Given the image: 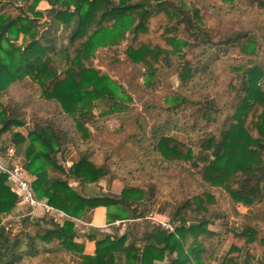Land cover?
<instances>
[{"label": "trees", "instance_id": "1", "mask_svg": "<svg viewBox=\"0 0 264 264\" xmlns=\"http://www.w3.org/2000/svg\"><path fill=\"white\" fill-rule=\"evenodd\" d=\"M17 1L0 12V154L12 146L36 199L69 219L26 218L21 224L37 227L33 234L6 231L2 219L18 200L0 173V264L46 255L76 264H204L214 254L207 238L216 217L234 222L220 264H264V0H220L237 25L219 32L218 24L214 34L202 0ZM194 45L211 47L214 56L185 60L184 49ZM108 52L106 73L99 67ZM119 64L134 75L114 77ZM171 67L178 81L172 96L161 104L137 97L136 112L128 104L135 88L144 85L153 96L157 73ZM126 111L136 112V133L106 126L103 118ZM28 122L25 136L16 131ZM104 134L123 138L110 146ZM70 149L76 159L64 169L58 159ZM110 173L120 178L116 197H83L68 183L97 185ZM159 199L172 205L171 232L149 224L140 237L130 227L99 239L88 234L94 253L82 255L70 219L99 207L114 210L107 224L144 219Z\"/></svg>", "mask_w": 264, "mask_h": 264}, {"label": "rangeland", "instance_id": "2", "mask_svg": "<svg viewBox=\"0 0 264 264\" xmlns=\"http://www.w3.org/2000/svg\"><path fill=\"white\" fill-rule=\"evenodd\" d=\"M190 1L196 3V0H190ZM202 2H204L209 7V10L206 13V17H204V20L207 22V26H210V28L209 29L207 28V29L212 34L217 32L216 30H213V27L215 28V26L218 24H220L219 32L227 31L228 29L234 28L237 25V24H233V22H235L233 20L234 15L232 14L233 12H230V13L228 12L229 6L222 4L220 0H202ZM197 3L200 6L199 2ZM21 4L22 2L20 1L18 2L17 0H15V5H16L15 7H19ZM38 8L42 10L46 9L47 5L44 2H41L38 5ZM179 37H181L184 40H188L187 36L183 33V31L179 33ZM253 38L259 41V37L257 36V33L253 34ZM191 43L192 42L189 41V45ZM262 47L264 48V42H262ZM124 49H125V46L123 45L119 48L118 53H117V56L121 61L124 59V55H123ZM184 53H185L184 59L191 61L192 63H196L199 60H207L214 56V50L209 46H195V45L194 47L188 46L184 49ZM112 57H113L112 53H109V52L106 53V56H105L106 60L104 64H101L99 67L102 71L106 73L109 72L110 67L105 66V65L106 64L108 65V63L111 62ZM112 67L114 69L113 72L115 73L114 77H116L117 79H120V78L127 79L131 75H134V72L132 71L129 65L119 64V65H113ZM157 80H158V84L156 86V91L153 96H150V91L144 88V85L142 84H141L142 86L135 88L133 92L134 94L132 93L134 96H136L135 100H133L131 103H128V104L135 107L136 112L140 110L137 104V101H136L137 97H140L141 99H145V100H154L161 104L165 97L168 98L172 96L171 92L174 91V89L176 88L178 84L177 77L172 67L164 69V70H160L157 73ZM140 82L142 83V80H140ZM99 111H101L100 107L95 110V114H97ZM192 111L193 110H190V112ZM135 113L131 111H126L123 113H114V114H111L103 118V120L106 126L110 130L120 129L125 134L131 135V134L136 133L138 130V127L135 123V116H134ZM122 138H123V135H109V134H104L103 136L100 137L101 141H104L106 144L110 146L118 145V143L122 141ZM180 139H183V138L180 137ZM75 159H76L75 152L71 150L68 156L66 157L65 161L59 158L58 162L60 165H62V167H64V169H67ZM62 177L66 178V176L64 175H62ZM68 183L72 188H74L83 197H93L96 195H109L111 197H116L118 196V193L121 189L120 178L118 176L115 177L112 173H110L108 176L101 179L97 185H86V186L81 187V186H78L76 182H74L72 179H69ZM19 205H22V204H17L15 209H17ZM239 210L242 213L247 212V209L245 207H240L238 211ZM104 211L105 212L103 214H101L100 212H95L93 217L90 218V222H88V224L98 225L99 221H103L107 225L109 218L107 217L106 213L109 212L110 214H112L114 210L113 209L107 210L104 208ZM26 213H27L26 210H20V209L17 210L16 212H13V214H11L10 220L4 223V225H7L9 228H12L14 231L16 230L17 225H21L23 229L33 234L37 230V227H35L32 224L30 225L25 224V226H23L21 222L26 218L35 221L37 217L32 216L31 218V216H28ZM127 218L129 219V215H127ZM164 222H168L167 219H164ZM128 224L125 226L123 225V227L121 224V226L117 227L118 229H120L119 234H122L124 229L126 230L127 227L132 228L134 230L133 233L137 234L139 231H141L139 230V227L146 226L145 222L143 223L136 222V223H132V224L128 223ZM39 225H40V229H45L47 227L45 224L41 222L39 223ZM89 225L88 226L75 225V229L78 233V237L80 241L82 242H86L87 240L86 236L88 234L92 235L95 239H99L105 233L103 230L89 227ZM263 235H264V232H263ZM52 257H53L52 255H46L42 258L38 257L36 259H32L31 261H29V263L30 264H73V262H71L70 257L66 255L59 256L55 259Z\"/></svg>", "mask_w": 264, "mask_h": 264}, {"label": "crops", "instance_id": "3", "mask_svg": "<svg viewBox=\"0 0 264 264\" xmlns=\"http://www.w3.org/2000/svg\"><path fill=\"white\" fill-rule=\"evenodd\" d=\"M15 3V0H0V12H11L13 11V5ZM30 126V123L28 122L25 126L17 128L16 131L19 132L20 134H22L23 136H25L27 134V130ZM11 161L13 163L22 165V157L19 154L14 153L13 158L11 159ZM24 167V166H23ZM29 175V174H28ZM31 181H32V177L29 175ZM26 210L27 211V215L28 216H36L37 219L39 218H44V219H49V218H53L55 221L61 223L67 219H69L68 217H66L65 215H63L61 212H56V211H46L41 207H36L31 209L30 207H28L27 205H19L17 207V209H14L13 212H16L17 210ZM172 209V205L162 199L156 200V202L154 203V205L151 207V210L145 215L144 219H132V217L129 215V219L124 220V221H116L112 224H107L103 221H99L98 225H89L88 222H90V218L93 217V215L95 214V212H100L101 214H103L104 208L103 207H99L96 208L93 211H90L89 213H87L85 216H83L81 219L76 220V219H70L72 221H74L75 225H84V226H88L95 228V229H100L103 230L105 233L104 234H114V233H118V235H122L125 231L122 232V234L120 233V229H118L117 227L123 225H127L128 223H143L145 222L146 226L145 227H139V231L136 235L137 237H140V235L143 232H146L149 230L148 225L150 224H154V225H158L156 224V221H164V219H167V221L169 222V215ZM240 213H242L239 210ZM13 214V213H12ZM149 215H152L154 217V220L148 219L147 217ZM11 218V215L5 217L2 219L1 224H4L6 222H8ZM232 219H227L224 217H216L208 226V231L210 233L213 234L212 237L207 238V241H209L211 243V245H213V250H214V254L212 255V257L206 261L204 264H220V262L222 261V259L224 258L225 254L228 251L230 242L227 241L224 237V233L226 232V230L230 227L233 226V223L231 221ZM129 225V224H128ZM174 226V225H173ZM112 228V229H111ZM111 229V230H110ZM22 230V226L21 225H17L16 230L14 231L12 228H9V231L11 233H18ZM133 230V229H132ZM102 231V232H103ZM134 231V230H133ZM110 232V233H109ZM75 242L78 244H82L83 245V253L82 255H93L94 253V242L93 241H89L86 240V242H82L80 241L79 237H77L75 239ZM187 248V247H186ZM81 254H74V260L75 262H79L81 259ZM171 258H173L171 256ZM73 264H76L73 262ZM156 264H168L167 259L164 260L163 262H159Z\"/></svg>", "mask_w": 264, "mask_h": 264}, {"label": "built area", "instance_id": "4", "mask_svg": "<svg viewBox=\"0 0 264 264\" xmlns=\"http://www.w3.org/2000/svg\"><path fill=\"white\" fill-rule=\"evenodd\" d=\"M14 153L15 152L13 147L8 146L6 151L3 154H0V173L4 174L7 177V184L11 192L17 197L18 204L27 205L31 209L41 207L49 212L56 211L49 207L45 200L36 199L31 188V179L28 173L26 172L25 168L22 165L13 163L11 161L14 156ZM147 218L154 220V217L152 215H149ZM154 221L166 231L171 232L174 228V226L171 225L169 222L156 220ZM231 221L233 222V220ZM1 225L6 231H9V227L7 225Z\"/></svg>", "mask_w": 264, "mask_h": 264}]
</instances>
